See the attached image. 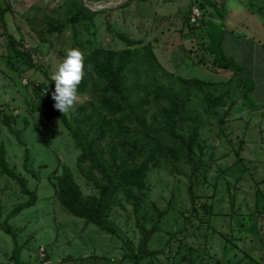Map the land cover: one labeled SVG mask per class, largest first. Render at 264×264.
Returning a JSON list of instances; mask_svg holds the SVG:
<instances>
[{
	"label": "rangeland",
	"instance_id": "rangeland-1",
	"mask_svg": "<svg viewBox=\"0 0 264 264\" xmlns=\"http://www.w3.org/2000/svg\"><path fill=\"white\" fill-rule=\"evenodd\" d=\"M88 1L110 7L94 9L85 0H0L7 10V32L32 54L28 66L0 37V109L14 118L11 126L25 142L0 122V144L9 165L37 191L34 205L10 215L29 196L0 172V221L16 231L22 264H138L128 245H139V223L152 232L146 264H264V109L249 90L242 95L240 82L242 74L245 85L253 83L251 65L246 66L248 43L242 40L263 41L264 0ZM224 2L226 10L214 8L213 3L221 7ZM86 7L96 12L92 21L72 20L78 12H89ZM195 9L198 17L192 21ZM50 24L66 27L50 31ZM118 32L151 44L158 74L166 80L199 79L206 92L223 95L231 106L209 110L204 93L192 89L188 107L201 122L194 153L198 170L170 153L151 165L138 212L136 188L122 191L111 204L108 218L118 230L111 234L60 203L55 185L63 165L71 168L84 196L99 194L101 175L94 170L90 179L81 171L79 148L60 117H48L45 104L53 106L50 75L68 48H79L83 55L96 46L121 50L125 44ZM206 40L213 53L220 48L232 54L241 64L240 74L235 66H213L203 49ZM87 101L88 94L76 93L69 115ZM149 109L154 114L157 106ZM190 129L189 122L180 126L186 135ZM14 246L12 234L0 226V264L14 262Z\"/></svg>",
	"mask_w": 264,
	"mask_h": 264
},
{
	"label": "trees",
	"instance_id": "trees-1",
	"mask_svg": "<svg viewBox=\"0 0 264 264\" xmlns=\"http://www.w3.org/2000/svg\"><path fill=\"white\" fill-rule=\"evenodd\" d=\"M213 4L214 8L227 9L225 2L221 7ZM85 9L89 12H78L82 15L77 13L72 20L85 18L92 21L91 16L96 12L87 7ZM6 13L7 10L0 5V23L4 28L0 37H5L17 58L32 66V54L22 50V44L7 32ZM65 27V24H50L49 30L61 32ZM117 36L125 44L123 49L96 46L84 54L86 73L77 86V94H88L90 101L79 105L72 116L45 104L50 111L48 117L59 116L79 148L77 163L81 171L90 179L95 177L94 170L101 175L96 182L99 194L84 196L71 168L63 165L55 185L60 203L74 216L111 234H118L116 226L108 218L111 204L117 201L122 191L136 188L139 194L134 196V206L138 212L144 201L143 191L151 165H156L170 153L172 158L183 159L191 165L193 172L198 170L194 153L199 143L201 122L199 115L188 107L192 89L204 93L203 101L209 110L231 106L223 95L213 96L206 92L204 82L199 79L166 80L164 75L158 74L157 56L151 44H143L125 32H118ZM211 43L206 40L202 45L205 52L212 56V65L226 70L235 66L240 74L241 69L235 59L220 48L213 53ZM245 80L241 74L242 95L247 97L246 89L249 90V87L245 85ZM151 105L157 106L154 114H150ZM11 119L14 118L6 117L0 109V122L16 135L18 142L25 144L20 130L11 126ZM186 122L191 126L187 135L180 130L181 124ZM87 164L90 169L86 170ZM0 172L15 181L22 193L29 196L10 215L36 203L37 191L31 190L27 178L9 165L4 144H0ZM0 226L15 240L10 256L14 262L1 264H22V246L17 242L16 231L7 220L0 221ZM139 226L143 233L139 245L135 248L129 244L128 247L138 264H146L144 260L149 253L147 243L152 232L141 223Z\"/></svg>",
	"mask_w": 264,
	"mask_h": 264
},
{
	"label": "clouds",
	"instance_id": "clouds-1",
	"mask_svg": "<svg viewBox=\"0 0 264 264\" xmlns=\"http://www.w3.org/2000/svg\"><path fill=\"white\" fill-rule=\"evenodd\" d=\"M84 71V55L79 48L70 47L66 50L63 60L51 73L53 82L51 98L53 108L61 113L68 112L76 100L77 86Z\"/></svg>",
	"mask_w": 264,
	"mask_h": 264
},
{
	"label": "crops",
	"instance_id": "crops-1",
	"mask_svg": "<svg viewBox=\"0 0 264 264\" xmlns=\"http://www.w3.org/2000/svg\"><path fill=\"white\" fill-rule=\"evenodd\" d=\"M262 28H263V36H262L263 41H261V39H258V41L255 43L254 40L253 42L250 41L247 42L246 40H242L244 43L245 42L248 43L246 49L247 51L245 52L247 53L246 66L251 65L250 68H248V75H250L253 83L251 86H249V92L255 98L256 103L260 105L259 110L264 109V27ZM241 54L244 55V53ZM229 55L233 57L232 54ZM257 55H259V59H256ZM233 58L237 62L236 58L235 57ZM237 63L239 64V62Z\"/></svg>",
	"mask_w": 264,
	"mask_h": 264
},
{
	"label": "water",
	"instance_id": "water-1",
	"mask_svg": "<svg viewBox=\"0 0 264 264\" xmlns=\"http://www.w3.org/2000/svg\"><path fill=\"white\" fill-rule=\"evenodd\" d=\"M90 7L94 8V9H102V8H109L110 6L109 5H99V6H96V5H93V4H90L88 0H85Z\"/></svg>",
	"mask_w": 264,
	"mask_h": 264
},
{
	"label": "built area",
	"instance_id": "built-area-1",
	"mask_svg": "<svg viewBox=\"0 0 264 264\" xmlns=\"http://www.w3.org/2000/svg\"><path fill=\"white\" fill-rule=\"evenodd\" d=\"M197 17H198V11H197V9H195L193 11V19H192V21H196Z\"/></svg>",
	"mask_w": 264,
	"mask_h": 264
}]
</instances>
